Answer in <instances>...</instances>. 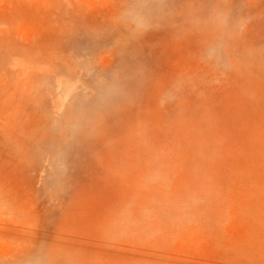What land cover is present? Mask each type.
Listing matches in <instances>:
<instances>
[{
	"label": "rangeland",
	"instance_id": "374dc122",
	"mask_svg": "<svg viewBox=\"0 0 264 264\" xmlns=\"http://www.w3.org/2000/svg\"><path fill=\"white\" fill-rule=\"evenodd\" d=\"M0 264H264V0H0Z\"/></svg>",
	"mask_w": 264,
	"mask_h": 264
}]
</instances>
